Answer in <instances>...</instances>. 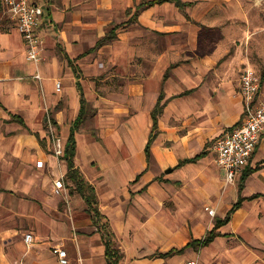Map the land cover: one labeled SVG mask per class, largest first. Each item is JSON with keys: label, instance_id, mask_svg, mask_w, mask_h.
I'll list each match as a JSON object with an SVG mask.
<instances>
[{"label": "crops", "instance_id": "0c3cea01", "mask_svg": "<svg viewBox=\"0 0 264 264\" xmlns=\"http://www.w3.org/2000/svg\"><path fill=\"white\" fill-rule=\"evenodd\" d=\"M143 1L38 0L44 12L36 34L47 60L35 64L0 0L7 13L0 27V264H59L57 246H66L75 264H107L105 219L123 252L119 264H264L263 253L235 242L243 234L264 235L259 223L264 218V134L236 177L240 193L232 185L223 191L225 170L214 149L216 140L245 116L233 58L219 64L220 54L209 55L196 45L182 55L190 48L185 38L195 40L197 30L180 11L189 12L199 2L145 6ZM169 7L176 18L170 12L172 18L162 19L164 13L158 11ZM130 19H136L134 26L149 27L152 44L156 37L164 44L144 53L138 47L142 31L135 45L117 26ZM103 37L107 40L98 44ZM37 71L41 79L35 77ZM260 79L258 100L264 98V72ZM57 80L61 91L55 89ZM161 93L164 105L147 157L152 110ZM46 106L54 110L64 149L74 132V163L94 188L105 216L101 223L86 213V200L74 189L66 198L71 214L60 208L62 196H49L54 181L45 169L66 177L68 164L63 154L56 168L47 151ZM230 193H235L234 202L243 199L217 229L221 234L199 250L189 245L203 236L185 219L205 225V212L191 208L200 209L215 197L223 202ZM28 231L33 242L26 249ZM180 248V253L162 255Z\"/></svg>", "mask_w": 264, "mask_h": 264}, {"label": "rangeland", "instance_id": "374dc122", "mask_svg": "<svg viewBox=\"0 0 264 264\" xmlns=\"http://www.w3.org/2000/svg\"><path fill=\"white\" fill-rule=\"evenodd\" d=\"M146 1V0H144ZM59 2V0H58ZM200 4L199 7L193 6L189 12L187 11H180L182 13L187 14V19L190 20L191 24L194 25L193 27L197 30V35L193 36L195 40H188L185 38L186 45H190L189 49H185L182 55H186L189 52L192 53V47L196 45L199 51H203L207 54H214L217 53L222 56L219 64L226 62V60H230L233 58V65H235L234 70V81H238L239 76H241L242 70L246 66H251L257 70L258 74L264 72V0H195V3ZM165 9V8H164ZM134 9L131 10V12ZM162 11H158L159 14L164 13L163 16H160L162 19L172 18L171 13H173L174 18L175 12L169 7L166 11L160 9ZM176 11V9H174ZM130 12V13H131ZM179 12V9L178 11ZM128 13V12H127ZM6 8L0 2V27L2 25L3 19L7 16ZM129 16V13H128ZM149 17H152L151 15ZM183 19L184 17L181 16ZM150 18H145V20H149ZM136 19H130L126 22H121L118 27L125 28L128 36H130L131 43L136 45V36H139L140 31L141 35L140 38L142 39V43H138V47L144 53H148L152 47H158V45L164 43H158L159 38H155L154 44L151 42V31L149 27H140L141 25L134 26L133 22ZM146 22V21H145ZM130 41V40H129ZM58 44L56 45V50L58 51ZM162 46V45H161ZM97 49V48H96ZM163 49V48H162ZM42 58L39 63L45 62L47 60L46 54L42 51ZM237 56V63L234 62L235 57ZM230 65V64H228ZM170 71V70H169ZM214 69L212 68L209 72H213ZM211 77V76H209ZM262 81V80H261ZM262 82L260 83L261 89ZM90 107L85 106L84 111L89 112ZM46 117L48 118V122L45 125V131L47 132L48 138V153H52L56 168H58V163H62L63 159L62 156L58 159L54 152V140L57 139L58 136L61 138L60 134L58 133V129L56 123L54 121V110L50 107L44 108ZM63 141V139L61 138ZM212 146V143H211ZM46 174L50 177L51 181H54L57 176L53 173V170L47 168L45 169ZM164 176V173L161 174V177ZM63 183L65 190L59 194L62 196V201L60 203V208L70 213L69 201L66 200L68 198V193L70 191V187L67 186L66 177L63 176ZM234 183V184H232ZM240 177L233 182L230 183H223V191L228 190L229 187L232 185L235 187L237 193H240ZM73 192V191H72ZM75 193V192H73ZM231 194V193H230ZM232 193L228 199H224V201H217V198L212 199L211 201H207L204 204L200 205V209L197 206L192 207L191 209L194 210V213L199 211L205 212V224L204 226L200 225V219L197 222L196 218H187L185 222L189 223V226H195L199 228L200 235L204 236L208 232V230L214 225L215 218H222L225 215L226 211L224 208H228V206L234 202V195ZM234 195V196H233ZM238 195V194H237ZM49 196L58 197V194L53 192V188L50 189ZM237 198V197H236ZM236 200V199H235ZM223 203V204H222ZM219 204H222V209L220 212L218 211ZM169 206H173L169 204ZM177 209V205L173 206ZM209 209H214L215 213H209ZM86 213L92 218V220H96L97 216L94 215L93 209L89 208L86 210ZM71 214V213H70ZM69 214V215H70ZM99 223L103 222L102 218H99ZM178 220V219H176ZM264 218L262 216L259 218V223L262 225L264 224ZM200 226V227H199ZM31 233V232H27ZM22 238V237H21ZM238 238V237H237ZM235 238V242H246L248 246H250L253 251L259 254H264V235H257V236H249L243 234L239 236V240ZM250 238L249 240H246ZM27 246V245H26ZM30 246H27L28 249ZM66 249V246H60ZM32 248V247H30ZM198 248L197 250H199ZM67 251V250H66ZM68 257L72 264H75L72 259L70 258L69 253L67 252ZM198 259V258H196ZM197 261V260H196Z\"/></svg>", "mask_w": 264, "mask_h": 264}, {"label": "built area", "instance_id": "2783aa9c", "mask_svg": "<svg viewBox=\"0 0 264 264\" xmlns=\"http://www.w3.org/2000/svg\"><path fill=\"white\" fill-rule=\"evenodd\" d=\"M11 17L16 20L26 48L27 58L38 64L42 58V41L36 34V28L43 15V6L38 0H3ZM35 77L41 79L39 71ZM261 79L256 70L251 66L243 68L241 73V94L244 100L245 116L243 120L220 136L215 144L216 161L225 170L226 182L236 180L238 174L248 164L252 154L257 148L261 136L264 134V98L256 99L260 89ZM60 80L55 82L56 91H61ZM54 140V152L58 159L64 154V145L58 136ZM63 174L54 180L53 192L61 194L64 191ZM214 214V209H209ZM27 246H31L33 236L31 233L24 235ZM56 252L59 264H72L65 248L57 246ZM15 264H26L23 260ZM186 264H197L196 260H189Z\"/></svg>", "mask_w": 264, "mask_h": 264}, {"label": "trees", "instance_id": "16d2710c", "mask_svg": "<svg viewBox=\"0 0 264 264\" xmlns=\"http://www.w3.org/2000/svg\"><path fill=\"white\" fill-rule=\"evenodd\" d=\"M165 1H172L176 3L178 6H182L184 3L182 0H146L142 2V5H152L154 3H162ZM107 40L106 37L101 38L98 41V44H102ZM163 98V94L161 93L159 96V99L152 110V119H153V124H152V131L150 133V137L148 139V142L145 147L146 155L147 157H150L151 152H150V146L153 141V138L155 137L157 133V117L158 115L162 112L163 109V103H161V99ZM83 100V98H82ZM79 119V118H78ZM75 147H76V141L74 138V132L70 134L65 149H64V157L67 160L68 164V170L66 173V182H68V185H70V190L72 191L73 189L80 193L84 199L86 200V203L88 205V208L93 209L94 215L97 216L96 222H98L99 218H105L104 215H102L98 209L97 206V199L95 196L94 188L91 184H89L85 178L83 177L82 173L80 170L76 167L74 163V155H75ZM248 171H245L242 174V179L247 175ZM71 183V184H70ZM256 196V195H254ZM242 197H239L236 202L232 205V207L228 210V212L225 214L224 217L222 218H215V223L212 226L210 230L204 235L201 239H195L192 240L190 244H193L197 248L203 247L205 245H208L216 236L221 234L217 229L228 222L230 219L231 213L237 209L241 202H242ZM101 229H102V238L105 244V254L107 258V264H119L120 260L123 257V252L121 248L118 246L116 240H115V235L114 232L112 231L110 224L107 219L101 224ZM183 251V248L180 249H173L170 250L164 254L163 256H168L173 253H180Z\"/></svg>", "mask_w": 264, "mask_h": 264}]
</instances>
